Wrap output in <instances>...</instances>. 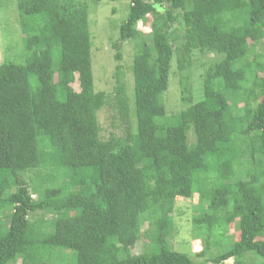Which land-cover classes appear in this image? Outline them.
Returning <instances> with one entry per match:
<instances>
[{
  "label": "trees",
  "instance_id": "1",
  "mask_svg": "<svg viewBox=\"0 0 264 264\" xmlns=\"http://www.w3.org/2000/svg\"><path fill=\"white\" fill-rule=\"evenodd\" d=\"M15 1L23 57L0 64V264H264V0H125L111 46L119 61L120 41L140 43L134 124L106 139L87 0ZM194 51L208 55L198 99ZM173 58L184 106L166 114ZM194 196L187 215L177 199ZM185 231L199 251L181 236L173 247Z\"/></svg>",
  "mask_w": 264,
  "mask_h": 264
},
{
  "label": "rangeland",
  "instance_id": "2",
  "mask_svg": "<svg viewBox=\"0 0 264 264\" xmlns=\"http://www.w3.org/2000/svg\"><path fill=\"white\" fill-rule=\"evenodd\" d=\"M88 9V26L91 39V65L94 80V87L96 91H104L108 95V104L103 106L97 114L100 125V136L106 139L110 134L123 135L128 126L132 127L134 124V114L131 105V89H132V75L131 64L133 54L135 52L134 46L137 41L126 39L120 41V51L122 54L121 60L117 61L114 58L115 49L111 46L113 41L118 40L119 26L127 15V7L125 0H87ZM148 18L146 19V21ZM140 29L149 31L147 24H139ZM255 52L264 55V40L263 42H256ZM136 46V47H138ZM208 56V55H207ZM206 55H201L198 51L192 53V67L190 69L189 83L194 93L195 99L202 95V73L204 69V62L207 59ZM23 57V34L21 33L18 23V11L15 0H0V64L3 61L15 60L20 62ZM120 65L119 76L125 85V94L128 100V113L123 117L118 111L117 101L113 87L116 84L115 70L116 65ZM171 76L169 78L168 89L164 94L163 101L165 103L166 114L178 112L184 105L180 100V91L178 85V74L175 65V59L172 60ZM75 89H78L77 84H73ZM129 123V125H127ZM126 124V125H125ZM196 196L192 198L177 199L178 207L186 211L190 215L196 210ZM184 211V212H185ZM175 214V213H174ZM176 215V214H175ZM189 226L190 222L187 220L183 224ZM186 230L183 227V230ZM190 232H183L178 237L172 238L173 247L177 248L179 245L180 236L187 239L189 249L192 252L199 251L202 246L201 241H195L189 238ZM227 236H233L236 239L238 233L229 225L226 232ZM217 243L211 247V251L220 249L224 245V241L220 240L219 236ZM258 239L264 238L259 234ZM143 240L136 243L133 252L141 250ZM194 257V256H193ZM251 263V258H247ZM65 264H72L67 260ZM223 264H234L233 259H228Z\"/></svg>",
  "mask_w": 264,
  "mask_h": 264
}]
</instances>
